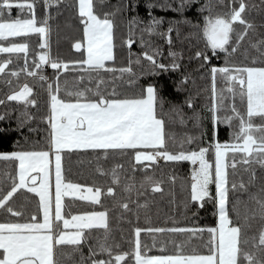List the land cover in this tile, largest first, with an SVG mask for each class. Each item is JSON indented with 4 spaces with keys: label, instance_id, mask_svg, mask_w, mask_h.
<instances>
[{
    "label": "trees",
    "instance_id": "trees-1",
    "mask_svg": "<svg viewBox=\"0 0 264 264\" xmlns=\"http://www.w3.org/2000/svg\"><path fill=\"white\" fill-rule=\"evenodd\" d=\"M77 0H61L59 5L52 4L45 9L43 0H36L35 13L38 23L43 22L44 16L47 20V49L41 44L38 33H30L19 37L7 38V42H27V64L35 67L33 61L38 62L39 53L47 52L52 59L58 61H73L85 58V49L75 48L73 45L77 40L83 41V24L79 19L76 8ZM206 0H184L183 11H177L181 0H94L95 10L103 16V13H110L114 28V60L106 61L108 65H115L117 69L128 66L129 50H131V67L133 73H124L121 76L118 72L103 71L104 83L100 85L107 95L111 96L113 85L117 93V98L124 96H134L146 90L148 84H152L159 98L163 99L162 106L157 107L160 118L164 120V132L167 143V150L178 152L181 150L198 151L200 147H208L211 141L214 147L218 140L221 143L232 139L233 128L238 130V121H233V126L220 121L213 124L211 120V93L212 77L210 66L215 64L222 66L225 63V53L217 50L213 54L210 47H206L207 40L203 34L204 16L209 15L206 8L199 11L201 5ZM212 4L211 14H226L230 8L239 6L240 0H208ZM247 7L243 13L246 20L251 22L252 27L237 47L235 52H230L228 60L233 65H248L264 67V53L258 51L254 46L256 41L264 39V0H244ZM152 7L149 9L148 4ZM171 4L172 7L165 8L160 5ZM19 14L16 6H13L12 15ZM136 18L133 23V18ZM162 18L156 26V31L149 33L145 30L150 21ZM187 18V19H185ZM190 21V22H189ZM171 27V31L168 29ZM245 25L238 21L234 22V31L231 33L234 44L237 35ZM133 33L131 46L125 42L129 38V31ZM146 41L149 51L159 48L156 59L163 64L169 65L166 71L157 69L156 73L150 70L151 65L141 57V63L137 64V54L145 50L140 44V39ZM171 41V42H169ZM261 47H264L262 45ZM207 52L210 61H204L196 53ZM175 53L171 55L170 53ZM9 54L0 53V60L8 58ZM255 58V60L253 59ZM10 69L19 70L18 75H11L10 71L0 73V151L13 150H47L49 148V123L44 119L49 114V94L47 82L41 81L38 77H33L24 72L25 54H12ZM175 61L178 67L172 68ZM85 68L87 66H84ZM51 63L45 64L43 74L49 80L55 82ZM144 72V75H140ZM81 75L84 79H78ZM88 74L83 71L80 65L68 64V68L60 73L59 83L61 98L67 99L64 88L70 90L76 88H95L97 86V74L92 73L94 79L89 80ZM112 77V79H110ZM186 77V79H185ZM131 81V83H129ZM27 83L33 88L30 94L35 99V105H28L27 111L31 119H25L21 113L24 111L22 102L9 101L6 99L13 90H19L23 84ZM106 85V86H105ZM55 86V84H54ZM217 92H224L225 107L218 111L219 115L230 114V107L233 97L226 87V81L217 76ZM191 97L193 104L189 106L185 99ZM235 103L241 111H246V102L241 103L239 96L235 97ZM177 106L181 111L177 112L173 106ZM195 114H199L197 119ZM182 117V120H181ZM18 118L24 120L23 127L18 126ZM254 122L262 123L259 117L254 118ZM192 137L190 143H185L183 149L181 141H186ZM141 151L151 150L142 149ZM206 158L213 163V148L207 152ZM241 153H236L237 165L235 169L231 166L233 153L227 154L228 161V198L229 207L236 205L240 221L244 216H248L245 233L249 243L243 245L245 248H252V237L258 236L259 229L264 227V219L259 215V205L257 199H264V168L257 163L245 165L240 163ZM62 175L65 181L79 183L89 186L101 187L102 195L99 203L86 200L66 197L64 212L72 215L80 211H106L108 234L111 237L110 243L118 242L119 250L131 251L135 245L137 227L141 228V244L146 246L142 249L148 255H174L177 246H181L183 254L201 253L206 254L205 247L209 240V227L216 226V208L212 197H206L203 206L201 202L191 201V174L193 169L187 160L180 161H142L138 162L135 153L131 149L119 150L108 149H67L62 150ZM147 165V167H145ZM17 162L0 158V177L6 173L15 174ZM100 169H103L101 171ZM255 170V179L251 180V171ZM115 171L119 177V183L112 182V172ZM152 176L154 180L160 182L159 188H155L144 182L145 176ZM174 178V179H173ZM251 181V182H250ZM241 182L245 187H241ZM10 181L4 182V187ZM235 183L237 187L233 189L231 185ZM30 184H34L30 180ZM143 184V186H142ZM127 185H131V190L126 191ZM111 186L113 193H108L107 188ZM212 196H215L214 183L209 185ZM255 197V199L253 198ZM128 207L125 209L124 204ZM12 204L22 212L21 217H11L12 219L28 220L31 213L38 207V199L34 193L26 189H19L14 194ZM255 212L256 215H252ZM234 218L236 212L230 213ZM8 214L0 210V222ZM154 228H184L196 229L197 234L188 231L178 232H151L146 229ZM203 229L202 232L199 230ZM89 233L86 240L82 241L81 248L85 256L89 252V245H95L105 234L103 227H93L86 229ZM160 245H164L163 248ZM70 246L58 247L56 259L60 264H72V260L67 256ZM77 260L79 253L72 254ZM126 257L125 260H127ZM123 264V263H122Z\"/></svg>",
    "mask_w": 264,
    "mask_h": 264
},
{
    "label": "snow or ice",
    "instance_id": "snow-or-ice-1",
    "mask_svg": "<svg viewBox=\"0 0 264 264\" xmlns=\"http://www.w3.org/2000/svg\"><path fill=\"white\" fill-rule=\"evenodd\" d=\"M103 0H101V3ZM61 0H43L44 8H49L52 4L59 5ZM19 10V14L13 16V6ZM161 7L169 8L171 4H163ZM36 0H0V53L9 54L8 58L0 60V73L10 71L11 75H18L19 70L10 69L12 54H25V66L22 69L28 75L38 77L41 81L47 82L48 94L50 98V112L44 117L50 125L49 148L47 150H13L0 151V158L11 161H18L15 174L6 173L0 177V210L11 214L0 222V264H60L56 259L58 247L70 246V251L66 254L72 260V264H264V227H261L258 236L252 237V248H245L243 245L249 243L245 233V228L250 227L247 224L248 216L240 221V214L236 205L229 207L228 183L229 173L227 154L233 153L231 166L235 169L237 160L236 153H241L240 163L251 165L259 164L264 168V122H254L255 117L264 121V67H255L248 65H233L228 60L230 52H235L241 41L244 39L248 29L252 27L251 22L246 20L243 13L247 7L244 0H240L238 7H231L226 14H211L212 4L206 0L205 4L199 8L203 12L206 8L209 15L204 16L203 34L207 40L206 47H210L213 54L217 50L223 51L225 63L222 66L212 64L210 73L212 77L211 93V120L213 124L224 122L233 126V121H238V130L233 128L232 139L221 143L216 141L214 144L215 162L206 158V153L213 148L210 141L208 147H200L198 151L181 150L172 152L167 150V143L164 132V120L160 118L157 111L158 103L163 104V99L159 98L155 87L148 84L145 91L134 96H124L117 98L115 85L111 96L101 90L100 85L104 83L103 71L118 72L121 76L124 73H133L131 67V50H129L128 66L117 69L115 65H108L106 61L114 60V22L110 18V13H103V16L95 10L94 0H77L76 8L79 13V19L83 24V43L77 40L73 47L79 49L86 47V59L73 61H58L52 59L47 52L39 53V62L33 61L35 67L27 64V42L15 43L7 42V38L19 37L30 33L40 34L42 39L46 38L48 27V16H44L43 22L38 23L35 13ZM151 9L152 4H148ZM185 7L184 0L175 10L183 11ZM162 18L153 17L145 30L149 33L155 32L156 26ZM187 19V18H185ZM136 18H133V23ZM245 25L244 29L238 33L234 44L230 45L232 40L231 33L234 29V22ZM190 22V21H189ZM171 31V27L168 29ZM132 31L130 28L129 38L125 41L131 46ZM171 42V41H169ZM140 44L145 50L137 54L136 63L140 64L141 57L150 65L152 73L157 69L166 71L169 65L160 63L156 56L159 54V48L148 50L150 45L141 37ZM264 39L256 41L254 46L258 51L264 53ZM47 47V43L43 44ZM175 55V53H170ZM204 61H210L207 52L196 53ZM255 60V58H253ZM50 62L55 70L56 81L49 80L42 71H39L40 65ZM80 65L84 72L88 74L89 80L94 79L92 73L97 74L95 88H76L70 90L67 87L64 91L67 99L61 98L59 77L62 71L67 70L68 64ZM84 66H87L86 68ZM172 68L178 67L175 61L171 64ZM140 75H144L141 72ZM226 81V87L233 97V103L230 107V114L219 115L218 111L225 107L224 92H217V76ZM78 79H84L81 75ZM112 79V77H110ZM186 79V77H185ZM131 83V81H129ZM55 84V86H54ZM106 86V85H105ZM33 88L27 83L19 87V90H13L6 97L9 101L22 102L24 111L21 113L25 119H31L27 111L28 105H35L37 101L31 98ZM239 96L240 102H246V111H241L236 103L235 97ZM0 103H3L0 100ZM185 103L192 106L191 97L185 99ZM174 110L180 112L177 106ZM199 119V114H195ZM4 117L0 115V119ZM182 120V117H181ZM24 120L18 118V126L23 127ZM183 122V120H182ZM192 137L186 141H181V148L185 143H190ZM144 147L146 151L139 150ZM65 149H102L105 155L108 149L127 150L131 149L135 153V158L139 160L155 161L158 157L165 160L180 161L190 160L198 167L193 169L190 199L191 201L201 202L203 206L206 197H212L218 214L216 226L207 229L209 240L205 247L208 249L206 254L193 253L183 254L181 246H177L174 255H148L142 251L146 246L141 244V228L135 229V245L131 251L119 250L118 242L110 243L111 237L108 234L107 212L106 211H80L69 216L64 212L67 201L64 197L80 196L81 199L94 203L100 202L102 195L101 187L89 186L87 193L82 190L86 187L79 183L65 181L62 175V157L61 152ZM55 155V196L54 209L53 198L50 192V168L51 154ZM147 167V165L145 166ZM103 171V169H100ZM251 171V180L255 179V170ZM29 173H36L29 176ZM39 179L38 186H30L32 182ZM174 179V178H173ZM10 181L7 187L4 182ZM112 182L119 183L118 174L112 172ZM144 182L159 188L160 182L154 180L152 176H145ZM251 182V181H250ZM215 184V196H212L209 185ZM143 186V184H142ZM131 185H127L125 190L130 191ZM233 189L237 187L235 183L231 185ZM241 187H245L241 182ZM38 196V207L31 213V218L21 221L11 217H21L22 212L12 204L14 194L18 189H25ZM108 193H113V187L107 188ZM255 199V197H253ZM259 205V215L264 219V199H257ZM127 209L128 205H123ZM235 211L234 218L230 213ZM40 213L43 219L40 220ZM252 215H256L255 212ZM63 224V228L60 226ZM103 227L105 234L95 245H89L87 256L82 251V241L86 240L89 233L86 229L93 227ZM71 229L73 230H69ZM151 232H178L188 231L197 234L196 229L184 228H154L146 229ZM200 232L203 229L199 230ZM161 248L164 245H160ZM79 253L77 260L72 254ZM125 257H128L125 260Z\"/></svg>",
    "mask_w": 264,
    "mask_h": 264
},
{
    "label": "crops",
    "instance_id": "crops-1",
    "mask_svg": "<svg viewBox=\"0 0 264 264\" xmlns=\"http://www.w3.org/2000/svg\"><path fill=\"white\" fill-rule=\"evenodd\" d=\"M40 38H41V36H40ZM46 43H47V35H46V38H45V40H44ZM44 42V43H45ZM43 42H42V38H41V44H42V47H43V44H44ZM85 45H86V43H85ZM45 50L47 49V47H43ZM84 49H85V58L84 59H86V47H84ZM48 63V62H47ZM49 112H50V101H49ZM49 130H50V125H49ZM140 148H142V149H146V148H144V147H140ZM65 150H67V149H65ZM2 159V158H1ZM51 164L49 165V168H50V175H49V180H50V192H51V194H52V198H53V209H54V196H55V155H54V153L53 154H51ZM17 162V166H18V161H16ZM36 173H29V176H31V175H35ZM38 184H39V179H37V181H35L34 182V184H30V180H29V185L30 186H38ZM26 190H28L27 188H25ZM19 190V189H18ZM82 192L83 193H85L86 191H85V188L82 190ZM35 194V193H34ZM86 194V193H85ZM36 195V194H35ZM67 197V196H66ZM66 197H64V198H66ZM70 198H76V199H81V197L80 196H78V197H70ZM37 199L39 200V198H38V196H37ZM81 200H83V199H81ZM87 201V200H86ZM91 202V201H90ZM39 219L40 220H42L43 219V214L42 213H40V216H39ZM60 226H61V228H63V224H62V222H60ZM95 227V226H94ZM69 230H73V229H71V227H70V229Z\"/></svg>",
    "mask_w": 264,
    "mask_h": 264
},
{
    "label": "rangeland",
    "instance_id": "rangeland-1",
    "mask_svg": "<svg viewBox=\"0 0 264 264\" xmlns=\"http://www.w3.org/2000/svg\"><path fill=\"white\" fill-rule=\"evenodd\" d=\"M15 6V5H14ZM40 35V34H39ZM45 39H42V42L44 43L45 41H44ZM84 43H86V42H84ZM38 62H39V57H38ZM45 64H47V63H44V64H42V65H45ZM145 94H146V90H145ZM137 161V160H136ZM142 161H149V160H139L138 162H142ZM155 161H165V159L163 158V157H158ZM190 164H191V167L192 168H196V167H198L199 165H198V163L197 164H193L192 163V161H190V160H187ZM214 162H215V151H214V147H213V171H214ZM191 180H192V174H191ZM214 187H215V184H214ZM85 193H87V188H85ZM76 197H78V196H76ZM217 220H218V214H217V211H216V224H217Z\"/></svg>",
    "mask_w": 264,
    "mask_h": 264
},
{
    "label": "built area",
    "instance_id": "built-area-1",
    "mask_svg": "<svg viewBox=\"0 0 264 264\" xmlns=\"http://www.w3.org/2000/svg\"><path fill=\"white\" fill-rule=\"evenodd\" d=\"M24 66H25V64H23L22 67L24 68ZM44 69H45V65H42V64H41V65H40V69H38V70H39V71H43Z\"/></svg>",
    "mask_w": 264,
    "mask_h": 264
},
{
    "label": "water",
    "instance_id": "water-1",
    "mask_svg": "<svg viewBox=\"0 0 264 264\" xmlns=\"http://www.w3.org/2000/svg\"><path fill=\"white\" fill-rule=\"evenodd\" d=\"M125 259H126V257H125ZM123 262H121V264H122Z\"/></svg>",
    "mask_w": 264,
    "mask_h": 264
}]
</instances>
